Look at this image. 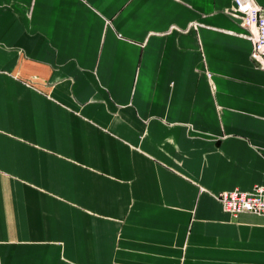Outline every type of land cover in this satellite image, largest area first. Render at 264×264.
Instances as JSON below:
<instances>
[{"label":"crops","instance_id":"1","mask_svg":"<svg viewBox=\"0 0 264 264\" xmlns=\"http://www.w3.org/2000/svg\"><path fill=\"white\" fill-rule=\"evenodd\" d=\"M264 9V0H253ZM232 0H0V264H264V66Z\"/></svg>","mask_w":264,"mask_h":264},{"label":"built area","instance_id":"2","mask_svg":"<svg viewBox=\"0 0 264 264\" xmlns=\"http://www.w3.org/2000/svg\"><path fill=\"white\" fill-rule=\"evenodd\" d=\"M227 14L238 22L244 31L243 37L250 43V61L264 66V9L253 0H232ZM215 199L230 217L247 213L264 221V186L252 187L248 192L222 191L216 194Z\"/></svg>","mask_w":264,"mask_h":264}]
</instances>
